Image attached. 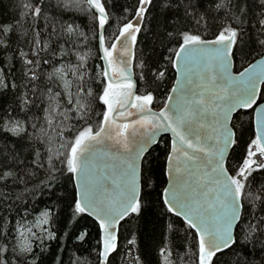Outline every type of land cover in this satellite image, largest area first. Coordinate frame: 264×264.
<instances>
[{
	"label": "snow or ice",
	"instance_id": "1",
	"mask_svg": "<svg viewBox=\"0 0 264 264\" xmlns=\"http://www.w3.org/2000/svg\"><path fill=\"white\" fill-rule=\"evenodd\" d=\"M109 7L16 0L0 22V264H65L84 217L97 239L68 264H145L119 233L154 206L156 264H264V0Z\"/></svg>",
	"mask_w": 264,
	"mask_h": 264
},
{
	"label": "trees",
	"instance_id": "2",
	"mask_svg": "<svg viewBox=\"0 0 264 264\" xmlns=\"http://www.w3.org/2000/svg\"><path fill=\"white\" fill-rule=\"evenodd\" d=\"M16 0H0V22H6V18H11L14 15H18V12H16L13 8V5L15 4ZM114 3H116L117 7L112 8L109 7L110 12H118L120 10L121 5H131L135 3V0H113ZM51 3L53 6L55 5V0H51ZM158 11V8H153V12ZM55 13L50 12V15H53ZM78 18L76 20V23H79L81 27L84 28L85 31H87V16L77 14ZM64 19H67V16L64 17ZM149 20H151V15H149ZM115 21H113L114 23ZM43 25V21L41 20V26ZM154 27V26H153ZM111 30V27L109 26V31ZM139 40L141 43L138 46V52L140 50H143L145 54L149 53L150 49L153 47L154 40L153 35L151 32H143L139 35ZM157 49L162 51V49H159L158 44L156 45ZM27 50V48H25ZM2 56V54H0ZM15 69L17 75L19 74L20 70V64L19 62H15ZM174 70L169 71V77L171 79H174L173 75ZM19 83V81H17ZM168 86L170 87V80H166L165 84L161 87ZM159 99V97H158ZM63 186V181H60V186L57 187V191L61 190V187ZM27 199H31L30 197H27ZM47 203H51V200H45ZM43 207V204L40 205ZM39 210V209H38ZM37 210V211H38ZM161 209L159 207H153L152 208V214L145 217L144 220L132 218L126 220V222H122V227L120 229L119 233V243L121 248V253L125 251V245L127 239H131L132 234L135 233L136 240H137V246L140 249V252L144 255L142 256V259L145 261V264H156L158 260V249L162 245V238L165 234L163 231V228L161 227L162 221H167V216H160ZM0 215H8L7 212H4L3 209H0ZM15 213H13V216ZM29 219H33V217H29ZM181 225L178 223V227ZM63 227H67L68 231L71 233L70 237L65 238V243L67 245V249L63 254V259L65 261V264H68L69 256L72 252H75L76 255H79L81 257L88 256L90 249V246L95 244V241L97 239V230L94 225V222L90 217H84L83 219H79V222L74 225H67L66 220L63 223ZM87 229L89 235L86 238L85 241H77L76 235L79 234L80 231H83ZM63 233L61 232L60 235ZM169 239L176 243V237H169ZM58 241H52L50 246V251L52 253H56L59 251L58 249ZM175 251H184V249H174ZM38 251V250H37ZM139 253L134 252L133 255H137ZM91 258V257H90ZM115 264H127V257L125 256L123 258V261L121 260L120 254H117V257L115 259Z\"/></svg>",
	"mask_w": 264,
	"mask_h": 264
}]
</instances>
